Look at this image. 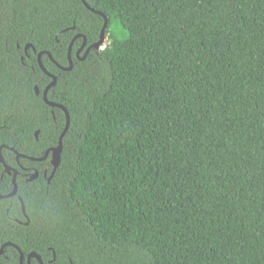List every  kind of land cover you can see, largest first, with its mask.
Listing matches in <instances>:
<instances>
[{"label":"trees","instance_id":"obj_1","mask_svg":"<svg viewBox=\"0 0 264 264\" xmlns=\"http://www.w3.org/2000/svg\"><path fill=\"white\" fill-rule=\"evenodd\" d=\"M86 1L106 5L107 44L81 59L78 37L68 71L43 53L70 126L51 180L19 175L0 198V246L44 264H264V0ZM103 24L82 0H0V146L58 145L38 53L68 66Z\"/></svg>","mask_w":264,"mask_h":264},{"label":"water","instance_id":"obj_2","mask_svg":"<svg viewBox=\"0 0 264 264\" xmlns=\"http://www.w3.org/2000/svg\"><path fill=\"white\" fill-rule=\"evenodd\" d=\"M83 3L85 4V6H87L89 9L93 10L94 12L96 13H99L101 14L103 17H104V24L102 26V29H101V36H100V40L95 43L94 45L92 46H89L86 50V53L82 56L81 59H84L86 57V55L88 54L89 50L92 48V47H95V48H99L100 45L103 43L104 41V33H105V29L107 27V23H108V17L106 15L105 12L103 11H100L98 9H94L91 5H89V3L86 1V0H82ZM78 37H84V41H83V44L82 46L77 50V56L79 57L80 56V53L82 51V49L85 47V44H86V36L82 33H77L73 39H72V42L70 43V46H69V50H68V59H69V65L68 66H62L60 65L59 63H57L54 58L52 57V54L51 52L49 51H41L38 53V61H39V65L41 67V69L47 74L49 75L52 80L51 82H49L47 84V86L44 88L43 90V99L44 101L52 106V107H58L60 109H62L65 113V116H66V119H65V126L59 136V140H58V145L57 146H54V147H50L49 149H47L45 151V154L42 156V157H34V156H27L25 154H22V153H19L14 147H9L8 145H2L0 146V161L4 163V166H5V171L7 173H13V189L7 193V194H0V198H5V197H10V196H14L17 194L18 192V184H17V181H16V176H17V173L18 171L15 169V168H12L10 167L9 165H7L5 162H4V159H3V155H2V149L3 148H9L11 149L12 151H14L16 154H17V157H28L29 159H32V160H41V159H44L48 156V154L51 152V161H52V165H53V171H52V174H51V177L54 175L57 167L60 165L61 163V153H62V150H63V138L65 136V134L67 133L68 129H69V126H70V113L67 109V107H65L63 104L59 103V102H55V101H51L48 99V92L50 90V88L52 86H54L58 80V77L53 74V73H50L46 67L44 66L43 62H42V55L43 53H47L49 54L50 58L62 69V70H65V71H68V70H72L73 68V59H72V47H73V43L74 41L78 38ZM33 47V45L31 43H27L26 46H25V51L27 52L28 51V48L29 47ZM35 50V48H34ZM80 58V57H79ZM35 90H36V93L39 94L40 93V89L38 86L35 87ZM52 113L54 114V110L52 111ZM38 133H39V130L36 131L35 135L36 137H38ZM38 175V172H35L34 175L31 176V179L35 178L36 176ZM51 177L49 178V181L51 179ZM20 201H21V206H22V211L24 213V215L26 216V218L28 219V216H27V213H26V208H25V204H24V201L21 197H19ZM26 224L29 223V219L25 222ZM7 246H13L15 247L18 251H19V254H20V264H24V258H25V255H24V252L22 251V249L20 248V246H18L16 243H13V242H5L3 243L1 246H0V255H2L5 251V248ZM32 258H36L39 260L40 264H44L43 260H42V257L40 256V254H38L37 252L35 251H31L28 253L27 255V264H31V259Z\"/></svg>","mask_w":264,"mask_h":264},{"label":"flooded vegetation","instance_id":"obj_3","mask_svg":"<svg viewBox=\"0 0 264 264\" xmlns=\"http://www.w3.org/2000/svg\"><path fill=\"white\" fill-rule=\"evenodd\" d=\"M102 29V28H101ZM105 35H104V41H103V43L100 45V47L99 48H95V47H92V48H95V49H97V50H99V49H104V47H105V45H106V43H107V37H106V32L104 33ZM86 36V35H85ZM100 36H101V30H100V34H99V38L97 39V40H94L93 42H91L90 44H88V38L86 37V44H85V47L82 49V51H81V53L84 51L85 53H86V50H87V48L89 47V46H92V45H94L95 43H97L99 40H100ZM83 41H84V37H83ZM83 41H82V44H83ZM104 45V46H103ZM103 46V47H102ZM102 47V48H101ZM91 48V49H92ZM90 49V50H91ZM89 50V51H90ZM80 53V54H81ZM84 53V54H85ZM54 147V146H53ZM50 148V147H49ZM49 148H47V149H49ZM46 149V150H47ZM45 150V151H46ZM20 153V152H19ZM22 154H24V153H22ZM44 154H45V152H44ZM25 155H27V154H25ZM27 156H30V155H27ZM38 157H42V156H38ZM29 159L28 157H17V154L15 153V165H10V164H8L7 162H6V160H5V158H4V156H3V159H4V162L7 164V165H9L10 167H12V168H15L17 171H18V173H17V176H16V181H17V177L19 176V175H24V176H26V179L27 180H33V179H36V178H38L39 176H40V174L42 173L43 174V176H44V178H46L47 179V181L49 182V178L51 177V174H52V171H53V165H52V161H51V152L48 154V156L46 157V158H44V159H41V160H32V159H29L30 161H35V162H38L39 164H38V166H35L34 164H32V163H29V162H25V163H22L21 162V159ZM0 164L2 165V172H1V175H0V179L5 175V174H8V175H10L11 176V178H12V183H13V173H7L6 171H5V166H4V163L3 162H1L0 161ZM35 172H38V175L35 177V178H33V179H31V176L32 175H34L35 174ZM53 177V176H52ZM51 177V178H52ZM51 180V179H50ZM13 189V188H12ZM22 213H23V211H22ZM23 215H24V213H23ZM28 216V215H27ZM24 217L26 218V216L24 215ZM27 219V218H26ZM29 219V218H28ZM27 219V220H28ZM15 220L17 221V222H20V223H23V221L21 220V219H18V218H15ZM26 222V221H25ZM4 253H5V251H4ZM25 255V254H24ZM55 257V256H54ZM34 258H32L31 259V263H32V260H33ZM43 260V259H42ZM36 261L38 262V264H40V262H39V260L38 259H36ZM24 264H27V256L24 258Z\"/></svg>","mask_w":264,"mask_h":264},{"label":"rangeland","instance_id":"obj_4","mask_svg":"<svg viewBox=\"0 0 264 264\" xmlns=\"http://www.w3.org/2000/svg\"><path fill=\"white\" fill-rule=\"evenodd\" d=\"M99 9H101L103 12H105L106 10H107V8H106V5L105 4H101L100 6H99ZM107 44V43H106ZM104 46V45H103ZM102 46V47H103ZM101 47V48H102Z\"/></svg>","mask_w":264,"mask_h":264}]
</instances>
